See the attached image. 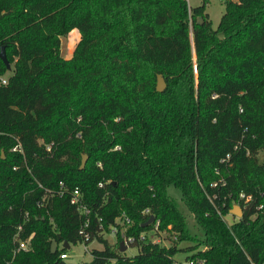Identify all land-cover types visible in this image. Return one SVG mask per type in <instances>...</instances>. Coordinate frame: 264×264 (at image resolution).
<instances>
[{"label": "trees", "instance_id": "1", "mask_svg": "<svg viewBox=\"0 0 264 264\" xmlns=\"http://www.w3.org/2000/svg\"><path fill=\"white\" fill-rule=\"evenodd\" d=\"M206 2L0 0V46L12 64L0 83V264H71L59 254L63 241L82 242L84 216L66 193L75 186L90 209L84 243L102 245L80 264H264V0H224L215 27ZM72 28L64 57L59 36ZM58 182L62 195L44 191ZM233 201L242 215L229 224ZM149 215L201 248L158 244L151 223L141 226ZM117 217L129 219L122 233ZM113 226L114 245L103 236ZM15 233L31 235V247L12 255ZM127 237L130 257L118 250Z\"/></svg>", "mask_w": 264, "mask_h": 264}, {"label": "rangeland", "instance_id": "2", "mask_svg": "<svg viewBox=\"0 0 264 264\" xmlns=\"http://www.w3.org/2000/svg\"><path fill=\"white\" fill-rule=\"evenodd\" d=\"M186 1L189 5H196V4H199L200 2V0H186ZM204 11L207 13V19L210 21L211 26L215 27L219 20L221 13L224 11V0H207L205 7H204ZM59 38H60V54L64 57H69L71 54L73 45L78 38L77 30L75 28H72L67 33L61 34ZM193 61H194V56H193ZM11 67H12V64H10V68L5 71L4 75L9 73V70L11 69ZM256 157L259 162L264 161V149L259 150L256 154ZM220 177L221 176L218 175V178ZM167 192L168 194H170L172 198H174L177 201L180 211L183 212L188 232L191 235L197 238H200V230L195 225L191 214H189L186 211L185 207L180 202L179 191L173 188L172 186H169L167 188ZM232 204H236V203L233 201ZM222 216H223V219L229 224L233 220L237 219L236 216L232 214L230 215L228 212L226 214H223ZM119 227H120V232L122 233L124 230V227L123 225H119ZM147 235L151 236L152 240H155V242H158V244L162 246H169L172 243V241L175 240L176 247L179 249L180 248L186 249L189 247H194V248L197 247V249L201 248V245H197V242L195 241H177L174 233H170L164 230L158 229L157 236L152 235L151 232H148ZM103 236L109 244H112V245L115 244L116 242L115 235L103 234ZM124 246H125V249L122 252H120L121 255L130 257L136 253L135 246H131L128 244H124ZM93 248L101 249L102 245L96 242L95 240H92L91 242L86 244V250L84 251L83 245L80 242L70 244L68 248L66 249L67 258H65L64 260L71 264H80L82 262L89 261L91 257L89 252H90V249H93ZM193 251L194 249L178 250L173 255V260L177 262H182L187 256L191 255Z\"/></svg>", "mask_w": 264, "mask_h": 264}, {"label": "built area", "instance_id": "3", "mask_svg": "<svg viewBox=\"0 0 264 264\" xmlns=\"http://www.w3.org/2000/svg\"><path fill=\"white\" fill-rule=\"evenodd\" d=\"M5 81H6L5 75L0 74V83H5ZM118 148H119L118 146L113 147V149H118ZM45 149L49 150V146L46 145ZM10 150L11 151H15V150L20 151L19 144L14 145L13 147L10 148ZM214 171L217 173L216 169H214ZM220 183L222 184V182H220ZM58 185H59L58 189H56V191H54V192H51L49 189H45V188H44V191L50 195L51 194L62 195L63 193H65L66 189L64 188V185L62 182H58ZM215 185H216V182L210 183V186H215ZM38 186H40V184H38ZM98 186H101L100 182L98 183ZM66 193L68 194L69 204L73 205L75 207V209L84 216L83 220H82V222H81V224L77 230V234L82 239L81 244L83 245V248L85 251L86 250V243H84V241L89 240L91 237V235H90V226L91 225H90V218H89L90 209L87 206V204L84 202L82 195L79 191V188L77 186L73 187L71 190L67 191ZM238 196L241 198L244 197L245 200L250 199V196L245 197L242 193H239ZM260 208H261V205L259 204L257 206V209H260ZM143 212L148 213V210L145 209ZM24 216H26V214ZM115 222L118 225H122L124 223H129V219L125 218L124 223H123L122 219H120V217H117V218H115ZM151 225H152V230L158 232V225H159L158 219L153 218ZM96 228L100 229V230L102 229L101 218L99 216L96 217ZM19 229H20V226H17V233H18ZM116 230H117L116 227L113 226V227H111L110 232L108 234L115 235ZM17 233H15V235L13 237L14 242L16 243V246L14 247V249L12 251V255H14L16 252L27 251L30 249V237H31V235H29L26 239H19V237L17 238ZM122 241L124 244H129L132 241V238L127 237V238H124ZM59 258H61V259L67 258V253L66 252L60 253ZM251 264H254V263H251Z\"/></svg>", "mask_w": 264, "mask_h": 264}, {"label": "water", "instance_id": "4", "mask_svg": "<svg viewBox=\"0 0 264 264\" xmlns=\"http://www.w3.org/2000/svg\"><path fill=\"white\" fill-rule=\"evenodd\" d=\"M0 59L2 60V62L6 66V68L9 69L10 66H9L8 60H7L6 56H5V51H4L3 46H0ZM164 87H165V80H164L163 76L160 73H156V76H155V90L161 91V90L164 89ZM85 161H86V155L82 154L81 158H80V163H79V166H78L79 169H82L84 167ZM228 213L230 215L232 214V215L236 216L237 218H240L241 215H242L241 208L238 205H236V204H233L231 206V208L228 210ZM152 221H153V216L149 215L148 218L141 224V226L142 227L147 226ZM50 245H51L50 251L54 252V250H55L54 242L51 241ZM118 246H119L118 250L120 252H122L125 249L123 241H119L118 242ZM62 247L66 248V249L68 248V244H67L66 241H63Z\"/></svg>", "mask_w": 264, "mask_h": 264}]
</instances>
